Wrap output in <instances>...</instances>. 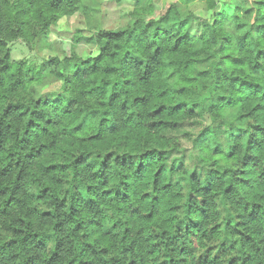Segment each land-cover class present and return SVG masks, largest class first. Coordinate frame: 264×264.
I'll list each match as a JSON object with an SVG mask.
<instances>
[{"label": "trees", "instance_id": "1", "mask_svg": "<svg viewBox=\"0 0 264 264\" xmlns=\"http://www.w3.org/2000/svg\"><path fill=\"white\" fill-rule=\"evenodd\" d=\"M150 1L106 31L90 0H0V264H264V0L198 33L195 0ZM79 10L68 52L10 61Z\"/></svg>", "mask_w": 264, "mask_h": 264}, {"label": "rangeland", "instance_id": "2", "mask_svg": "<svg viewBox=\"0 0 264 264\" xmlns=\"http://www.w3.org/2000/svg\"><path fill=\"white\" fill-rule=\"evenodd\" d=\"M174 1L175 0H151L152 11H149L150 16L156 19L162 16L169 7V4ZM216 1L218 2V7L211 11H205L201 7L205 6L204 3H206V0H195L194 3L189 5V10L193 14L191 24L192 33H198V24L204 20H211L214 13L225 11L228 15H231L233 8L232 5L228 6L230 5V3L228 4V0ZM132 3L133 0H121L119 3H117L116 0H90L89 5L98 7V12H93L92 16L101 30L109 31L125 27L128 24L127 13L132 9ZM226 3L228 5H226ZM77 30L84 31L83 35L85 36L88 35V25L85 16L80 10L72 15L62 16L56 25L52 26L51 34L47 40L48 44L46 45L43 42H39V44L36 45H27L22 40H16L8 44L10 61L12 63L40 65L43 60L50 56L60 55L61 50L68 52L71 46L72 34ZM75 52L78 56L85 59L95 54L96 49L90 45L80 44L76 47ZM58 86L59 84L46 86L43 91H54Z\"/></svg>", "mask_w": 264, "mask_h": 264}]
</instances>
